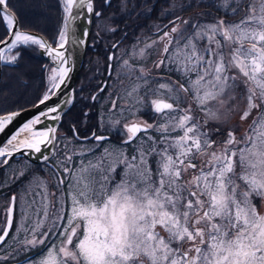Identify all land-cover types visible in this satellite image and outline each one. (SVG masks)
I'll use <instances>...</instances> for the list:
<instances>
[{"label":"snow or ice","instance_id":"1","mask_svg":"<svg viewBox=\"0 0 264 264\" xmlns=\"http://www.w3.org/2000/svg\"><path fill=\"white\" fill-rule=\"evenodd\" d=\"M58 2L61 27L49 43L22 30L9 0H0V24L6 33L0 38V63L16 64L20 53H11L32 46L43 50L52 62L50 68L45 66L46 90L33 105L43 109L0 146V165L22 150L49 162L42 148L55 146L58 140V128L38 130L36 126L63 118L64 109L54 98L71 71L66 46L83 43L75 38L73 23L85 11L88 17L102 16L95 0ZM130 3L119 0V11L130 15ZM202 3L182 0L177 5L173 0L171 8L188 10ZM104 4L111 7L112 0ZM211 6L223 10L229 21L240 19L226 22L221 16L202 22L176 16L169 21L171 27L165 25L167 31L157 26V32H162L158 39L134 46L131 56L123 59L120 75L130 81L121 97L124 106L117 109L113 100L108 119H99L113 127L121 118L126 121L120 133L122 143L137 141L130 157L123 149L104 148L96 156H89L92 149L65 152L64 159L53 166L59 195L33 174L29 188L40 189L34 192L39 203L34 199L29 208L35 205L36 219L23 229L26 235L20 243L24 250H31L56 238L37 258L38 264H264V213L254 203L264 201V0H214ZM105 30L115 32L117 27L109 24ZM159 44L163 48L153 66L176 72V81L161 82L151 69L130 63L146 58ZM238 89L246 100L240 119L247 120L254 109L257 116L243 137L238 139L229 129L223 139H213L221 129L209 128V122H227L236 109ZM91 99L95 101L96 96ZM146 107L163 122L138 120L136 114ZM114 111L119 112L116 119L111 116ZM19 115V111L0 113V133ZM173 132L179 134L173 136ZM83 139L99 143L108 137L93 132ZM73 155L88 156L87 163L82 159L76 169L69 168L65 161L70 163ZM69 175L65 199L60 186ZM16 200V196L10 199L0 245L9 237Z\"/></svg>","mask_w":264,"mask_h":264},{"label":"flooded vegetation","instance_id":"2","mask_svg":"<svg viewBox=\"0 0 264 264\" xmlns=\"http://www.w3.org/2000/svg\"><path fill=\"white\" fill-rule=\"evenodd\" d=\"M141 1L142 6H140ZM181 2L182 0H176L177 5H179ZM145 3L147 4V8L144 7ZM172 3L173 0H140V2L137 3V6L135 8H129V12L131 13L130 15L128 13H125L124 28L116 26L117 30L115 32H109L110 42L108 43L110 44L109 46H106L105 49H102V44H104L101 41L103 40L102 32L105 29V26L103 24L99 25V23L105 20L107 12H109V15L111 16H115L119 13L114 7L110 8L109 6L103 4L102 0H95V7L97 10H100L102 12V16L100 18L94 16L92 33L86 54V59L80 77L77 80L75 86V103L73 106L74 110L72 108L73 112L66 119V124L62 126V128L60 127V130L58 132L56 152L53 158L48 164L44 165H35L25 159H15L11 161L6 168L0 170V190H4L3 201L6 204L8 203V199L10 202L11 197H17L15 204V219L12 231L8 239L0 247V249L9 241L10 237L15 231L18 201L21 197L22 189L26 184V181L33 177L34 173L41 179H48V177L53 174V166L56 165L59 161L63 160L64 153L67 150H72L75 145H79L81 147H90L91 145H93V147H96L94 149H101L102 147L108 145V147H110L115 152L120 149H123L129 157L133 154L134 149L137 146V141L134 140L131 144H123L122 142L124 137L120 134L123 131V125L126 121L121 118V123L113 127L111 124H101L99 118L103 116L105 120L108 119L109 109L112 107L113 100H116L117 109L124 106V99H121V97L124 96L125 89L130 86V81L121 78L120 66L122 64L123 59L129 58L131 56V52L134 46L143 47L144 42H150L151 40L158 39V36L162 35V32H157V26H159V28L163 29L164 31H167L168 29L165 28V25L171 27L169 21L171 19H174L176 16H182L184 19H188L190 17L199 18L202 22H210L213 17L221 16L225 18L226 22H237L240 19V17H235L234 19L229 21V17L225 15L223 10L211 6L214 3V0H203L201 6L188 10H183L179 6L173 9L171 8ZM177 22L179 23V21ZM95 32L98 33V37L96 38ZM113 44H116L117 48L114 49L112 47ZM162 48L163 44H159L156 49L149 50L151 54L147 55L146 58L132 59L130 60V63L136 65L137 67L143 65L145 68L151 69L152 75L155 76L157 80L176 81L179 79V76L176 72L168 71L163 67L157 69L153 66L154 62L160 58L159 51L162 50ZM22 49L24 53L38 52L39 54V49L36 50L34 46L24 47ZM24 53L20 52L19 57H22ZM109 55H113L114 57L112 62L108 59ZM96 58L102 61V68L105 70L102 69L101 72L98 68L97 70H95L93 65L96 63ZM19 62L20 60L12 67L17 70V66L19 67ZM39 64H41L43 71L39 72L37 71L36 67H32L33 72H31L30 78H33L35 81L40 83L47 72L45 66H49V63L45 61L40 62ZM110 65L111 68L109 67ZM91 71H98L99 73V76H97V83H95V85L93 86H88L89 90L94 87V89L92 90L93 92L91 97L95 95L96 100L93 101L90 97V101L86 103L84 101V99H86L84 95L86 92L88 93V90H86V88L84 87L83 82L84 76ZM110 72L111 75L109 74ZM101 88H103L104 90L100 91ZM86 105H88L89 108ZM85 113H87V115H85ZM198 113L199 112H197V114ZM125 115H127V113H125ZM82 116H85L86 118L91 116V122L81 124ZM111 116L113 119H116L119 117V112L114 111L111 113ZM199 116H201V114H199ZM154 117L155 114L149 111L148 108H144L142 111L136 114V118L138 120L147 121V123L149 124L158 125L159 123L163 122L159 119H155ZM73 125H75L76 129L75 135L73 132ZM69 128L72 130V135L71 133H69ZM93 132H95L96 135L108 136L109 139L100 141L99 143L95 142L92 139H83L84 137H90ZM149 134H151L153 137L159 138V134L153 131L152 129L149 130ZM77 135L80 137V139L76 138ZM139 135L143 136L144 133H140ZM216 138L217 137H215V139ZM65 145H68V147H65ZM149 146L150 144H145V148ZM20 163H25L31 168H23L22 170L20 169ZM66 163L67 161H65V164ZM153 168H155L154 164ZM21 171L24 172L23 176L19 175ZM60 175L64 177L62 171L60 172ZM22 178H25V180H23ZM66 188L67 186L64 182V184L61 185V189L65 194V199H67ZM32 194H34V192H32ZM3 213H5V216H3L4 218L2 220V224H0V229L5 226L7 209L3 210ZM55 239V237H52V241H54ZM52 241L46 240L43 245H39L36 248L26 250L25 252L21 253L19 262L24 261L22 263L24 264L26 262L35 260L37 257H40V254L44 252L47 247L50 246V243Z\"/></svg>","mask_w":264,"mask_h":264},{"label":"trees","instance_id":"3","mask_svg":"<svg viewBox=\"0 0 264 264\" xmlns=\"http://www.w3.org/2000/svg\"><path fill=\"white\" fill-rule=\"evenodd\" d=\"M118 1L119 0H113L112 7L117 9V12L119 13V8H118ZM10 5L12 8L15 9V13L18 17L20 28L25 31L29 32H35L40 35H43L50 43L53 42V40L56 37L57 31L61 27V20L63 13L61 11V6L58 2V0H9ZM29 5L33 6H38L34 10L30 8ZM120 14V13H119ZM115 15L113 19L110 20V24L114 26H118L120 28H124L125 21L124 20H117L116 18L118 15ZM125 18V15L122 16ZM41 19L42 21H39ZM5 28L4 25L0 24V38L5 36ZM34 48L37 50L39 47L34 46ZM19 52L24 53L23 49L20 48ZM46 60L42 58L38 52H28L24 53L22 57H20V62H19V67L17 66V70L14 69V67H4L3 68V78L2 82L0 85V113H7L10 111H22V110H27L33 107L34 103L38 101V97H40L42 94L41 92L45 90V85H46V78H42V81L39 83L35 81L33 78H30L31 72H33L32 67H36L37 71H43L40 62H45ZM49 68L51 67L50 65L48 66ZM47 73V72H46ZM19 79L22 80L24 83V87L29 88L28 91H33L31 98L27 102V104H23L24 106H19L15 102V100L9 99V92L10 90H6V88L11 87L12 84L15 83V81ZM161 82L165 80H160ZM12 82V84L10 83ZM243 85H241V89H243ZM10 89V88H8ZM240 89H238V95L236 97L237 102L243 101L242 105H246V100H244L240 95H239ZM11 93V92H10ZM33 100V101H32ZM239 100V101H238ZM9 102L12 104V106H7ZM191 103V100L189 99L188 101ZM27 105V106H26ZM9 107V108H8ZM182 107H187L186 104H183ZM194 107V106H193ZM237 108V106H236ZM74 110V107H73ZM150 111V109H149ZM235 111V110H234ZM239 111V110H237ZM73 111L71 110L63 119L62 126L66 124V119L68 116L72 113ZM257 111H252V113H256ZM202 113H198V115ZM235 112H233L230 116V118L227 120L226 123H222L220 125H217L216 122H209L208 127L209 128H220L221 132L216 133L213 135V138L215 137H220V139H223L224 136L226 135L227 131L229 129L233 130L235 134H239L240 132L244 133L243 126L239 123L238 119H236V122L233 123L232 119L234 118ZM237 114H235L236 116ZM257 116L254 115L250 118L253 120V118ZM220 123V122H219ZM251 124V122H250ZM69 133L72 135V130L69 128ZM59 153V152H58ZM256 203L259 202V200H254ZM20 259V258H19ZM19 259L17 260L19 262ZM24 262V261H23ZM23 262H19V264H22Z\"/></svg>","mask_w":264,"mask_h":264},{"label":"rangeland","instance_id":"4","mask_svg":"<svg viewBox=\"0 0 264 264\" xmlns=\"http://www.w3.org/2000/svg\"><path fill=\"white\" fill-rule=\"evenodd\" d=\"M138 2H140V0H131V3H134L136 6H137V3ZM102 3L104 4V0H102ZM118 3H119V1H118ZM131 3H130V8H132L131 7ZM29 6H30V8L32 10H34L36 7L38 8V6H33V5H29ZM140 6H142V1H141V5ZM119 13L120 14L118 15V17L116 19L117 20H124L125 21V18L122 17V16L125 15V13H122L120 11H119ZM109 14L110 13L107 12L105 20H103L102 22L99 23V25H102L103 24L105 26V29L110 24V20L114 18V16H111ZM39 21H42V20L39 19ZM105 29L102 32L103 40H104V41L101 40L104 43V44H102L103 46L101 45L102 46V49H105L106 46H109V44H110V43H108V42H110L109 31H106ZM96 37H98V33L97 32H95V38ZM19 49L14 50L13 53H11V54H14L16 51H19ZM7 54H9V53H7ZM19 60H20V57H19L18 61ZM18 61H17V63H18ZM95 62L96 63L93 65L94 68H95V70H97V68H98L100 70V72H101V70L103 69L102 68V64H101L102 61H100V59L96 58V61ZM13 65H15V64H4V67H12ZM103 70H105V69H103ZM47 75H48V72L45 74V77H47ZM97 76H99L98 71H95V72H92L91 71V72H89L88 74H86L84 76L83 85L86 88V90H88V93L86 92L87 94L85 93V95H84V97H86V99H87V100L84 99V101L86 103L88 101H90V97H91L92 92H93L92 90L94 89V87H93V88H91L89 90L88 89V86L89 85H92L93 86V85H95V83H97V81H98ZM10 83L12 84V82H10ZM23 84L24 83L22 82V80L17 79L15 81V83L12 84L11 87H8L10 89L6 88L7 91L10 90V92H11V93L9 92V94H8L9 99L15 100V102L16 101L19 102V103H17V105H19V106H21V104H22V106H24L23 104H27V102L31 98V95H32V92H33V91H28L29 88L24 87ZM46 86H47V79H46L45 90H46ZM44 91H42L41 94L44 93ZM242 103H243V101H241V102L239 101V102L236 103L237 108L235 109L234 112L237 115L235 116V114H234V116H233L234 118L232 119L233 120L232 122L235 123L236 122V119L235 118H237L238 121H239V123L243 126L244 133L243 132H240L238 135L236 134V136H237L238 139L240 137H243L245 135L246 131H248L250 122L252 123V120H251L252 118H250V117H252L254 115H257V112L256 113H252L248 117L247 120H241L240 119V113L245 108V106L242 105ZM7 106L10 107V106H12V104L9 102V104H7ZM86 106L88 107V105H86ZM181 107H182V105H181ZM221 110H223V108ZM237 110H239V111H237ZM254 111H256V110L254 109ZM91 120H92V117L91 116H89L87 118L85 116L84 117L82 116L81 124L82 123L91 122ZM216 123H217V125H220V124L226 123V122L220 121V123L219 122H216ZM178 134L179 133H177V132H173L172 133L173 136H176ZM75 146L73 147L72 150H67L66 152H68V151H70V152L71 151L79 152L81 150L87 151L88 149H92V152L89 153V156H96V155H99L100 153H102L104 148H108L109 150L114 151L110 147H108V145H106L105 147H102L101 149H98V148L97 149H94L96 147H93V145H91L90 147H87V146H82L81 147L79 145H75ZM82 159L85 161V163H87L88 156L81 157L79 155H73L72 161L70 163L67 162L66 165L69 168H71V169H76L79 166L80 161ZM201 159H203V158H201ZM194 162L197 163V164H200L201 160H196ZM23 168H31V167H29L25 163H20V169L23 170ZM120 171H121V169L118 168L117 169V172L119 173ZM42 177H44V176H42ZM22 179L25 180V178H22ZM31 179H32V177L30 179H28V181H26V184L24 185V187L22 189L21 197H20V199L18 201V211H17V218H16V224H15V231L12 234V236L10 237L9 241L0 249V257L7 256L8 259H6V260H0V264H19V262L17 260L20 258V254L26 251V250H24L22 248V245H21L20 241L24 240L25 235H26V232L23 229L29 227L35 221V219H36V216L33 213V209L35 208V205H33V209H30L29 208V205L31 204V202L34 199L37 201V203H39V198L33 196L34 194H32V192L40 191V189H36L34 187L32 189L29 188V182H30ZM64 179H65V183H66V186H67L66 190H67V193H68L69 190H70L69 189V183L71 182V176L69 175L68 177H65ZM119 179H120V176L117 175L116 176V180H119ZM43 180L46 181V183L48 185V189H49L50 192H55V190H56L57 194L59 195V192L57 190V179H56V177L53 176V174L51 176H49L48 179H44L43 178ZM60 189H61V186H60ZM51 190H54V191H51ZM3 192H4V190L1 189L0 190V224H2V220L4 218L3 216H5V213H3V210L7 209L8 204H9V199H8V203H6V204L3 201L4 200ZM256 200H259V199H256ZM254 203L257 205L258 211H260L261 213H264V201H260L259 200L258 203H256L254 201ZM25 213H27V215H25ZM6 215H7V213H6ZM65 223H66V221H65ZM37 258L35 260L26 262L24 264H38V259Z\"/></svg>","mask_w":264,"mask_h":264},{"label":"water","instance_id":"5","mask_svg":"<svg viewBox=\"0 0 264 264\" xmlns=\"http://www.w3.org/2000/svg\"><path fill=\"white\" fill-rule=\"evenodd\" d=\"M93 21H94V15L91 17H88L87 13L85 11L82 13L81 18L77 19L73 23L72 31H73L74 36L77 39V41L82 40L83 43H79V42L78 43H71L70 42L66 46V48H67L66 56L68 58V62H69V66L71 68V71L69 72V76L66 79V83L61 86V89H60L58 96L56 98H54L55 101L60 106H62L64 109L63 118L59 122H54L51 120H45L42 124L36 126L38 130H45L47 127L51 126V127L58 128V132H59V129L62 125L64 117L72 110L74 103H75V86H76L77 80L80 77V74H81V71L83 69L85 59H86V54H87V50L89 47L91 33H92ZM18 22H19V20H18ZM85 33H87V35H85ZM31 34H33L34 36H41L44 39H46L43 35H40L38 33L31 32ZM0 47H2V46H0ZM39 54L42 56V58H44L52 66L51 58L48 57L47 54L43 50H41L40 48H39ZM112 61H113V59L111 60V62ZM2 78H3V63H0V85L2 82ZM66 100L69 101V103L67 105H65V103H64ZM51 103H52V101L49 102V104H51ZM43 107H44L43 105H41L40 107H34L33 106L30 109L19 111L20 115L5 129V131L3 133H0V146L6 145L7 140L10 139V136L16 130L21 128L24 125V123L35 118V116L37 114H39V112L43 109ZM106 137H108V136H106ZM108 139H109V137H108ZM56 146H57V142H56L55 146H49L47 148H42L44 155H48L50 157L49 162L51 161V159L53 158V156L56 152ZM15 159H25V160H27L30 163L35 164V165H44V164L49 163V162H44L42 157H39V154L31 153V152H27V151L22 150V153H16L12 157H10L8 164L1 165L0 170L6 168L10 164V162L15 160ZM14 219H15V209H14V213H13L12 227L14 224ZM11 231H12V228L9 232V235H10ZM2 245H0V246H2Z\"/></svg>","mask_w":264,"mask_h":264},{"label":"bare ground","instance_id":"6","mask_svg":"<svg viewBox=\"0 0 264 264\" xmlns=\"http://www.w3.org/2000/svg\"><path fill=\"white\" fill-rule=\"evenodd\" d=\"M16 131H17V130H16ZM16 131H15V132H16ZM15 132H14V133H15ZM14 133H13V134H14ZM13 134H12V135H13ZM12 135H11V136H12ZM11 136H10V137H11Z\"/></svg>","mask_w":264,"mask_h":264}]
</instances>
